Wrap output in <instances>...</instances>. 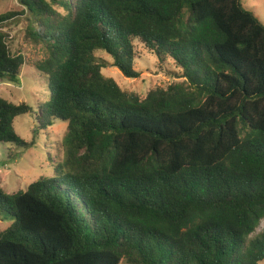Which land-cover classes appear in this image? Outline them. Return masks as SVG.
Here are the masks:
<instances>
[{
    "label": "trees",
    "instance_id": "1",
    "mask_svg": "<svg viewBox=\"0 0 264 264\" xmlns=\"http://www.w3.org/2000/svg\"><path fill=\"white\" fill-rule=\"evenodd\" d=\"M51 99L44 129L66 124L56 171L0 188V264H264V22L241 0H20ZM23 14V11L19 12ZM0 80L24 58L3 30ZM134 40L183 80L141 98L102 70L106 52L135 78ZM0 96V142L26 144Z\"/></svg>",
    "mask_w": 264,
    "mask_h": 264
},
{
    "label": "rangeland",
    "instance_id": "2",
    "mask_svg": "<svg viewBox=\"0 0 264 264\" xmlns=\"http://www.w3.org/2000/svg\"><path fill=\"white\" fill-rule=\"evenodd\" d=\"M242 4L251 10L264 22V0H241ZM20 12L23 14L11 17L5 22L3 30L8 34L7 42L12 53L20 54L24 64L20 69L18 82L9 79L0 80V96L13 102H24L32 107V111L17 116L14 119V130L26 144L16 145L12 142H0V188L7 194L25 191L33 181L66 178V175L56 171L61 161L63 151L61 141L65 134L66 124L56 121L47 128L40 129L37 115L39 104L51 99L46 79L34 67V62L45 57L43 45L35 44L26 38L27 26L31 23L30 15L25 11L20 0H0V13ZM136 58L133 68L139 76H125L113 65V60L106 52L96 51V56L104 62L102 73L111 77L127 92H135L141 98L151 89L166 88L182 81L181 69L172 60L158 57L134 40ZM12 220L0 219V232L9 227ZM264 230L262 220L251 237ZM120 264H126L121 262Z\"/></svg>",
    "mask_w": 264,
    "mask_h": 264
}]
</instances>
